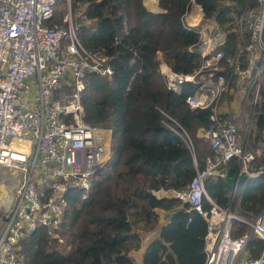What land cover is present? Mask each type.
Masks as SVG:
<instances>
[{
  "label": "built area",
  "instance_id": "built-area-1",
  "mask_svg": "<svg viewBox=\"0 0 264 264\" xmlns=\"http://www.w3.org/2000/svg\"><path fill=\"white\" fill-rule=\"evenodd\" d=\"M230 3L237 9L233 25L222 26L191 0L182 20L198 32L189 49L200 62L191 72L174 71L167 62L160 65L167 88L179 93L190 86L184 98L190 109H210L203 131L214 150L185 186L160 190L187 202L205 219L204 264H264V205L248 218L214 201L204 184L233 157L238 159L237 174L264 172L262 167L249 170L256 153L246 149L231 110L237 99L241 116L251 120L264 103V0ZM194 9L204 17L202 22L188 21ZM83 14L84 6L74 9L72 0H0V165L21 172L15 205L0 218V264H31L20 253V241L38 226L62 242L67 189L79 188L85 197L96 171L112 157L111 130L84 120L86 75L109 76L114 67L112 56L81 42ZM229 36L233 44L226 47ZM249 125L243 126L245 134ZM38 174L48 181L41 190L35 181ZM236 224L247 230L234 235Z\"/></svg>",
  "mask_w": 264,
  "mask_h": 264
},
{
  "label": "trees",
  "instance_id": "trees-1",
  "mask_svg": "<svg viewBox=\"0 0 264 264\" xmlns=\"http://www.w3.org/2000/svg\"><path fill=\"white\" fill-rule=\"evenodd\" d=\"M232 1L245 0L195 3L207 17L230 26L237 12ZM190 4L191 0H158L161 10L153 11L143 0H72L74 9L84 6L81 42L112 56L113 73H88L82 93L85 122L111 130L112 157L96 171L85 197H80L79 188L66 191L69 206L60 232L69 248L51 247L45 228L38 226L20 241L27 263L135 264L131 252L140 247V232L154 227L162 212L171 211L159 237L145 248L143 264H204L203 216L189 209L187 202L154 193L182 188L203 167L204 157L214 154L195 132L201 134L208 124L210 109L188 107L184 98L190 86L179 93L167 88L155 58L160 51L177 72L198 66L199 55L189 49L198 32L182 20ZM232 44L229 36L226 47ZM253 120L249 134L256 148L258 142L264 143V103L256 108ZM186 134L193 139V153ZM254 162L264 168V149ZM225 166L231 175L237 174L238 159H229ZM204 184L214 201L248 218L264 205V172L246 176L234 192L218 174H209ZM203 206H210L205 198ZM245 230V225H236L233 234ZM252 243L262 244L256 238Z\"/></svg>",
  "mask_w": 264,
  "mask_h": 264
},
{
  "label": "rangeland",
  "instance_id": "rangeland-1",
  "mask_svg": "<svg viewBox=\"0 0 264 264\" xmlns=\"http://www.w3.org/2000/svg\"><path fill=\"white\" fill-rule=\"evenodd\" d=\"M233 9H235V6H233L232 10ZM193 18L198 19L199 22H202L204 20V17L201 16L200 12L197 9H194L193 14L190 13V15L188 17V21L192 20ZM87 24H88V22H87ZM89 24H90V22H89ZM156 60L158 62V66H159V72L163 76L162 72L160 71V65L163 62H166V59L161 52H157ZM229 99H231V96H229ZM224 101L227 102V96L226 95L224 96ZM231 105H232V108H231L232 114L237 116L236 121L240 124L241 138L246 139V149H249V148L253 149L254 152L256 153V157H257V155L259 154V151H261V149H264V143L258 142L256 148H253L251 146L253 140L250 138L251 134H249V133L254 127V120H253L254 116L251 120H249L247 117H242L241 116L243 114L242 104H240L237 99L234 100ZM249 122H250V125H249L250 131L245 134V132L243 130V126ZM195 132H196L197 138H201L203 141L207 142V139L204 136L203 127L200 129V133L202 135L198 134L199 133L198 130H196ZM191 140H192L191 142L193 143L192 137H191ZM207 144L209 145L208 142H207ZM110 146H111V142H110ZM254 160L250 163V169L249 170L256 172V170L259 169L260 167H255ZM20 179H21V172L19 170L12 168V167L0 165V218L5 216L15 205V195H16L15 194V188L17 187L16 185L18 184L17 181L19 182ZM35 181H37L38 190H41L44 187V184H46V182H48L45 180V175H43V174H38L35 177ZM234 191L235 190H233V192ZM233 192H232V194H233ZM80 197H81V195H80ZM236 225L241 226L240 224H236ZM236 225H235V227H236ZM3 226H4L3 221H0V230H1V227H3ZM60 235H61V232H60ZM61 237L63 238L62 235H61ZM49 240H50L49 244L51 247H56V248L63 250V251H65L66 249L69 248V245L68 246H67V244L65 245L64 238H63L62 242H57L53 238H49Z\"/></svg>",
  "mask_w": 264,
  "mask_h": 264
},
{
  "label": "crops",
  "instance_id": "crops-1",
  "mask_svg": "<svg viewBox=\"0 0 264 264\" xmlns=\"http://www.w3.org/2000/svg\"><path fill=\"white\" fill-rule=\"evenodd\" d=\"M143 3L150 10L153 11L161 10L160 6L158 5V0H143ZM17 183L19 182L17 181ZM16 186H18V184ZM16 188H15V194H16ZM154 193L157 196H163V195L166 196L163 190H158L155 191ZM170 212L169 211L162 212L158 223L154 227L150 228L147 231H141V232L139 231L141 235L140 247L131 252L135 264H143V252L145 248L147 247V245L150 243L151 240L159 237L160 226L167 220Z\"/></svg>",
  "mask_w": 264,
  "mask_h": 264
},
{
  "label": "water",
  "instance_id": "water-1",
  "mask_svg": "<svg viewBox=\"0 0 264 264\" xmlns=\"http://www.w3.org/2000/svg\"><path fill=\"white\" fill-rule=\"evenodd\" d=\"M213 174L221 175L225 182L235 190L237 184L244 179L247 174L244 171H241L239 174L231 175L229 167H220L214 170Z\"/></svg>",
  "mask_w": 264,
  "mask_h": 264
},
{
  "label": "clouds",
  "instance_id": "clouds-1",
  "mask_svg": "<svg viewBox=\"0 0 264 264\" xmlns=\"http://www.w3.org/2000/svg\"><path fill=\"white\" fill-rule=\"evenodd\" d=\"M160 52V51H159ZM110 142H111V137H110ZM48 236V235H47ZM49 238V237H48Z\"/></svg>",
  "mask_w": 264,
  "mask_h": 264
}]
</instances>
